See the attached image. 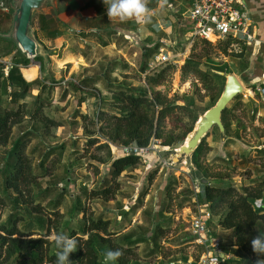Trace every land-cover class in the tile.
<instances>
[{
    "label": "trees",
    "instance_id": "trees-1",
    "mask_svg": "<svg viewBox=\"0 0 264 264\" xmlns=\"http://www.w3.org/2000/svg\"><path fill=\"white\" fill-rule=\"evenodd\" d=\"M38 20L40 27H43V16H40ZM203 42L211 45L209 42ZM231 42L232 39H227L222 45H219L222 53L228 54ZM193 49L194 47L192 51ZM246 49V46H241L240 51L229 52L231 58L240 59L237 60L239 73L249 66L247 59L249 52H246ZM154 50L144 53L145 59L140 66V73L145 72L148 58L152 57L156 48ZM34 59L41 62L42 69V59L39 57ZM29 62V58L17 50L7 71L0 66V147L8 144L13 127L21 123L25 116L37 120L44 133H48L52 127L63 124L61 120L43 112L44 104L40 101L39 95L35 97L31 105L19 103V100L30 93L33 86L46 87L40 79L27 82L23 78L19 65L25 66ZM200 64V58L191 52L181 65L180 73L182 80L193 77L201 82L203 88L211 91L210 104L205 109L207 110L218 99L225 79L224 76L212 70H202ZM114 66H110L102 78L106 89L111 93L109 97L103 98L96 93L94 84L101 80L100 77L79 80V85H83L84 88L74 85L77 92L81 91L90 97H97L95 101L100 103L99 108L95 111V119L91 121L92 125H98L97 129L91 131L85 129V132L93 134L88 137L87 145L95 146L94 149L98 152L106 151V155L94 154L92 158L99 163H108L109 165L106 176L94 184L93 188L86 191V195L92 199H114L119 188L120 174L143 160V157L136 155L114 157L110 152L109 144L118 146L135 143L139 146H146L153 138H156L160 140L161 146L175 147L183 142L198 117V112L192 108L191 104L187 102L177 104L176 98H169L156 88L163 85L169 74L176 69L173 63H167L145 74L144 86L140 87L119 84L117 80L114 81L115 79L110 80L109 75H111ZM123 67H126V64H123ZM216 70L225 73L233 72L227 64L216 67ZM49 94L46 97L48 101ZM2 96H6L7 99L3 106L1 105ZM240 97L241 95H236L234 98ZM84 99V96L79 98V105ZM106 103L110 105L107 109L103 108ZM239 104H241L240 101ZM228 112L229 108L227 107L222 111L225 143L231 137V124L227 119ZM78 115H81L84 120L87 119L86 114L79 112ZM167 121L172 124V127L167 128ZM175 127L177 132H175ZM35 128L32 124L30 129L14 138L0 164V207L2 204L5 205V201L9 202L11 207V212L7 215L6 220L0 222V264H111L113 261L116 264H138L136 253L133 252L132 247L144 241L149 242L151 249L156 247L158 237L162 233L161 227L157 223L154 229L149 231L148 236L142 234L140 237L139 234L130 232L113 238L114 232L109 230L108 220L88 218L83 221L80 227V234L87 235L85 239L75 231L65 234V230H58L55 227L58 236L49 240L50 218H45L42 215V205L44 204L40 203V194L45 195V191L48 192V190L39 194L36 192V184L39 178L46 174L48 160L62 146L46 148L38 162L33 164L31 159L33 150L28 152V146L32 138L35 137ZM211 132L217 133L219 138V130L216 126L211 129ZM205 151L203 140L192 158L194 176L201 177L203 182H206L197 197L199 201L209 205L211 217L208 220V227H210L211 234L216 236L211 224L214 223V217H217L216 226L232 230L233 240L230 245L235 247L232 248L234 249L232 252L236 258H225L219 264H264V257L260 259L255 257L257 248L264 242V177L257 178L255 185H242L239 189L231 182L223 183L222 179H228L229 175L210 171L201 159ZM223 161L226 160L223 159ZM157 169L154 168L148 175L149 181L152 180ZM208 178H212L216 182L207 184ZM169 191L167 188L166 194H169ZM188 191L191 196L192 190ZM64 193L65 190L62 189L57 200L53 199L47 202L53 207L52 211L55 214H58L59 199ZM143 194L144 192L141 193L142 196H144ZM190 200L189 197L188 201ZM257 201H260L263 206L258 205ZM133 204L128 211H134L138 207ZM182 205L183 202H180L179 206ZM168 206L169 202L164 208L159 209L160 216L164 211H169ZM29 220H33L37 224L38 230L31 227ZM21 221L24 229L19 227ZM62 238L65 240L71 238L72 240L67 243L60 240ZM223 245L221 243L220 247L227 253V249H223ZM108 257L109 260H107Z\"/></svg>",
    "mask_w": 264,
    "mask_h": 264
},
{
    "label": "rangeland",
    "instance_id": "rangeland-1",
    "mask_svg": "<svg viewBox=\"0 0 264 264\" xmlns=\"http://www.w3.org/2000/svg\"><path fill=\"white\" fill-rule=\"evenodd\" d=\"M193 45L194 49L191 52L200 58L202 70L216 72V67L227 64L228 68L241 80L237 69V60L240 59L231 58L229 51L228 54L222 53L219 47V45H222V42H214L208 45L201 39H196ZM181 47L183 46L180 45L179 49ZM132 49L134 50L130 51L129 56H131V63L134 65L122 62L109 75V79H115L114 81L117 80L119 84L123 83L137 87L144 86V79L140 74V66L145 56H143L140 48L133 47ZM133 51L136 53L133 54ZM105 56H107L106 59L101 60L95 65H90L84 71H82V67H79L76 71L75 67L76 73H71V75L69 65L63 64L59 66L57 61L51 59L49 63L51 80L53 82L51 87L53 96L55 94L56 99L53 97L49 101H43L45 106L43 112L61 120L63 125L52 127L48 133H44L41 131L40 123L37 120L30 119L29 117L24 118L20 124L13 127L8 144L0 147V164L14 138L30 129L32 124L34 128L39 126L34 129L36 132L35 137L32 138L28 146V152L33 150L31 155L33 164L38 162L46 148L62 146L48 160L47 172L44 177L39 178L36 184V192L39 194L43 193L44 190H48V192L45 191V195L40 194L41 200H39L41 204H44L42 205V215L45 218H50L51 234L48 237L49 240H53L58 236L55 227L58 230H65V234H68L69 231H75L78 235H82L80 234V227L83 221L88 218H103L108 220L109 230L114 232L113 238H118L130 232L147 235L155 227L152 223L155 221L156 206L158 203H161L160 208H164L166 203L169 202L168 208L170 213H162L160 216L164 219L161 224L163 233L158 237L157 246L151 249L149 242L144 241L132 247L133 252L136 253V257L140 258L137 261L138 264H163L176 258L173 256L168 259L167 256L170 253L177 251L182 253L187 252L186 245H181L183 241L178 240L179 238L177 239V237L172 238L170 234H176L181 231L186 234L184 229L188 226L193 215L194 209L183 211L182 207L189 204L190 192L188 190L196 178L193 173L194 167L187 168L183 164H179L171 167L170 171L163 169L161 172L157 168L162 164V155L165 156L163 160H166V154L164 155L160 151L151 153L145 157L147 159H143L136 166L120 174L118 178L120 181L119 188L115 193L114 199H92L86 195V191H89L93 188L94 184L106 176L109 165L108 163H99L92 158L94 154L104 156L106 155V151L102 150L98 152L94 149L95 146L87 145L88 137L93 136V134L85 132V129L90 131L97 129L98 125H92L91 121L95 119V111L99 108L98 105L100 103L95 101L97 97H90L82 106H79V98L83 97L84 93L81 91L76 92V90L73 92L74 94L71 92L66 99L61 98L62 90L70 87L64 86L61 82L63 78L68 76L79 80L84 73L87 75L102 74L105 71L107 61L116 58V56L110 57L108 54ZM123 64H126V67H123ZM181 64L178 63L177 65ZM175 70L169 74L167 81L163 85L156 88L169 98H176L177 104L187 102L191 104L198 114L203 113L210 104L211 91L203 88L201 82L193 77L182 80L179 70V77L176 74L177 70ZM67 83L66 81L65 85ZM95 87L101 97L104 98L111 95L102 80H99ZM70 89L73 91L72 87ZM243 98L244 96L241 94L240 98L232 99L226 106L229 108L227 119L230 120L231 124L230 140L225 143L224 135L222 136L219 133L218 138L217 133H212L210 130L203 138L206 151L201 158L203 164L210 171L222 172L229 175V178L222 179V182H231L237 189L241 188L242 185H255L257 178L264 177V152H261L264 150V106L259 101L255 105L256 110H253L252 101L247 100L243 102ZM1 100V105H5L7 102L6 97L2 96ZM25 100L27 105L31 103L30 97H27ZM239 101L241 104H239ZM109 107V103H106L105 106L103 105L105 109ZM252 110L254 113L251 112ZM79 112L86 114L87 119H82V116L78 115ZM184 119L187 120V118ZM170 127H172V124L167 121V128ZM174 129L177 132V128L175 127ZM236 131L237 133H235ZM109 145L112 154L111 145L114 146V144ZM117 154L112 155L115 157L120 156ZM154 168L157 171L152 180L149 181L148 175ZM207 180V184L216 182L212 178H208ZM164 183L165 191L163 188ZM161 188H163L162 194H160ZM167 188L170 190L169 194H166ZM62 189L65 190V193L59 199L58 214H55L52 211L53 207L48 205L47 202L53 199L57 200L56 198ZM143 192L144 196L141 195ZM180 202H183L181 207L179 206ZM133 203L138 205V207L134 211H126L127 206L129 207ZM10 212L11 207L9 202L5 201V205L2 204L0 207V222L5 221ZM175 217H179V221H175ZM216 219L217 217H214V223L211 224V227L222 244H224L223 249L234 250L229 247L233 240V234L230 235L229 232L217 229ZM29 222L34 230L36 228L38 230L37 224L33 220H29ZM19 227L24 229L22 221L19 222ZM86 236L82 235V238L85 239ZM60 240L70 243L72 239L66 238L65 240L62 238ZM196 254L195 250L194 255ZM160 255L162 258H158ZM255 257L258 259L264 257V242L257 248ZM107 259L109 260V257ZM112 264L116 263L113 261Z\"/></svg>",
    "mask_w": 264,
    "mask_h": 264
},
{
    "label": "crops",
    "instance_id": "crops-1",
    "mask_svg": "<svg viewBox=\"0 0 264 264\" xmlns=\"http://www.w3.org/2000/svg\"><path fill=\"white\" fill-rule=\"evenodd\" d=\"M241 2L242 4L238 7L249 15L251 31L256 39L254 43L244 45L247 47L246 52H249V56L247 57L249 66L240 73L241 82L244 86V98L242 101H252L253 110H256L255 105L257 102L260 101L264 106V100L256 91V87L264 81V0H241ZM192 3L193 0H54L53 5L49 4L42 10L33 12L31 26L37 40L47 51L48 60L46 66H44L42 61L41 69V62L30 58V62L27 65H19V70L27 82L40 79L46 87L33 86L30 93L19 100V103L27 104L25 100L27 97H30L32 103L35 97L39 95L40 101L44 104L43 101H47L48 91L49 93L51 92L48 99L51 100L53 97L56 99V95L54 94L53 96L51 87L53 85L49 64L51 59L57 61L59 66L63 64L69 65L71 75V73H76L79 67H82V71H84L90 65H95L101 60L106 59V54L110 55V57L116 56L113 60L107 61L105 71L102 74L87 75L84 73L79 80L90 77H100L102 80L103 74L107 73L110 66L115 65L114 71L122 62L134 65L131 63V56H129L130 51L134 50L132 49L133 47L140 48L143 56L145 52H152L156 48V52L153 53L151 58H148L147 64L153 61L154 56L160 48L168 51L171 56L173 55L175 58L173 64L175 66L178 63L183 64L191 54L194 40L200 39L193 38L191 35L193 25L188 18V12ZM15 8V0H0V66L2 68L4 65L12 64V58L16 51L19 50L15 41L7 36L12 26ZM40 16H43L44 19L43 27L39 25L38 19ZM201 40L211 44L210 41ZM180 45L183 46L181 49H179ZM135 53L133 51V54ZM181 65L176 66L177 76L179 75ZM140 74L144 79V72ZM63 79L61 84L66 87L70 86L63 89L60 96L66 99L71 92L75 91L74 85H79V80H75L72 76ZM66 81L68 82L67 85H65ZM96 84H94V87ZM79 86L80 88H84L82 87L83 85ZM71 87L73 91H71ZM96 93L100 94L98 90ZM84 98V101L80 105L78 104L79 106H82L90 96L84 94ZM253 110L251 112L254 113ZM160 152L162 153L163 151L161 150ZM147 156L149 154L144 156L143 159H147L145 158ZM161 158L162 164L158 168V171L159 169L161 172L163 169L170 171L172 169L171 166L164 164L163 159L165 156L162 155ZM163 188H161L160 194H162ZM190 189L192 190L191 200L189 204L182 207V210L189 211L190 209H194L193 217L197 209L194 199L197 201L198 197L194 196L192 186ZM197 202L202 203L199 200ZM160 204L158 203L156 206L155 223L153 226L157 223L161 227L162 221H164L159 215ZM257 204L263 206L260 201H257ZM129 207L127 206L126 211H128ZM164 213L170 212L164 211ZM175 221H179V217H175ZM190 221L184 229L186 234L182 231L170 234L172 238L177 237V239L179 238L178 240L183 241L181 245H186L187 252L182 253L177 251L170 253L169 256L166 255L168 259L173 256L176 258L163 264H193L197 260L202 247L193 244L191 239H189ZM161 229L163 228L161 227ZM217 229L229 232L232 235L231 229H222L219 226H217ZM139 236L141 237L142 234H139ZM229 247L230 249L235 248L231 245ZM195 250L197 256L194 255ZM220 257L222 259L236 258L232 250H227V253H225L222 249ZM158 258H162V256L160 255ZM139 259L138 257L137 261Z\"/></svg>",
    "mask_w": 264,
    "mask_h": 264
},
{
    "label": "built area",
    "instance_id": "built-area-1",
    "mask_svg": "<svg viewBox=\"0 0 264 264\" xmlns=\"http://www.w3.org/2000/svg\"><path fill=\"white\" fill-rule=\"evenodd\" d=\"M241 0H193L188 12V18L192 22V37L200 38L211 43L224 42L232 39L229 44V52L240 51L241 46L252 44L256 41L251 31L250 17L238 6ZM175 58L168 51L159 49L153 61L147 64L144 74L160 68L167 63H174ZM9 64L4 69H9ZM64 83V82H63ZM256 91L264 100V81L256 87ZM167 147L160 145V140L153 138L146 146H139L135 143L128 145H111L112 154L120 156L136 155L144 157L150 153L159 152ZM164 164L169 163L164 160ZM196 181V182H195ZM192 183L194 196L201 192L204 180L195 179ZM197 189V190H196ZM196 203V212L190 221L189 239L192 243L202 247L197 260L193 264H219L221 260L220 239L211 234L208 227V220L211 217L209 205L206 202Z\"/></svg>",
    "mask_w": 264,
    "mask_h": 264
},
{
    "label": "water",
    "instance_id": "water-1",
    "mask_svg": "<svg viewBox=\"0 0 264 264\" xmlns=\"http://www.w3.org/2000/svg\"><path fill=\"white\" fill-rule=\"evenodd\" d=\"M15 3L16 8L13 13L12 26L7 36L15 41L20 52L25 54L27 58L39 57L46 66L47 51L34 34L31 26V16L33 12L40 11L49 4L53 5L54 0H15ZM216 72L224 76L225 79L218 99L211 107L198 114L194 127L180 145L162 150V154H166V161L171 167L183 164L187 168H193V154L214 126L218 128L220 135L225 134L222 111L236 95L244 93V86L233 72Z\"/></svg>",
    "mask_w": 264,
    "mask_h": 264
}]
</instances>
